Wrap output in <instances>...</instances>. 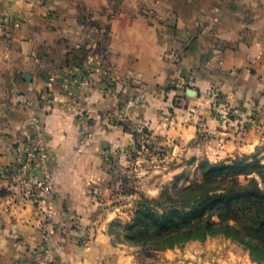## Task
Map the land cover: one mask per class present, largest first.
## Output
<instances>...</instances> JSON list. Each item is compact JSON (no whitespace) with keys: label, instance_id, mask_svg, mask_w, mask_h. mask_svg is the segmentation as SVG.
<instances>
[{"label":"crops","instance_id":"1","mask_svg":"<svg viewBox=\"0 0 264 264\" xmlns=\"http://www.w3.org/2000/svg\"><path fill=\"white\" fill-rule=\"evenodd\" d=\"M140 122L213 160L253 152L264 0H0V264L76 263L75 220L89 228L114 210L111 173ZM33 141L47 149L35 174L55 178L49 217L26 187L7 188Z\"/></svg>","mask_w":264,"mask_h":264},{"label":"rangeland","instance_id":"2","mask_svg":"<svg viewBox=\"0 0 264 264\" xmlns=\"http://www.w3.org/2000/svg\"><path fill=\"white\" fill-rule=\"evenodd\" d=\"M135 134L134 144L125 150L126 158L111 173L114 197L110 206L114 210L107 216L94 218L89 228H80L78 219L75 220L77 225L73 228L78 233L71 255L76 259L75 264H264V257L224 233L155 249L150 244L129 239L126 229L146 198L160 197L166 201L170 195L179 194L183 187L200 180L201 160L217 163L245 159L264 164V141L253 152L213 160L206 153H193L187 144L177 140L159 142L153 139L148 128L135 130ZM241 180L245 181V177L241 176ZM164 205L160 206L164 208ZM46 249L38 251L36 259L50 255L52 250ZM61 260L69 264L68 257Z\"/></svg>","mask_w":264,"mask_h":264},{"label":"trees","instance_id":"3","mask_svg":"<svg viewBox=\"0 0 264 264\" xmlns=\"http://www.w3.org/2000/svg\"><path fill=\"white\" fill-rule=\"evenodd\" d=\"M198 167L202 178L169 200L146 198L126 225L127 237L164 249L224 233L264 257V164L204 159Z\"/></svg>","mask_w":264,"mask_h":264},{"label":"built area","instance_id":"4","mask_svg":"<svg viewBox=\"0 0 264 264\" xmlns=\"http://www.w3.org/2000/svg\"><path fill=\"white\" fill-rule=\"evenodd\" d=\"M89 60L94 61L95 56L91 55ZM86 77L87 72L82 73L81 80L87 81ZM142 102L143 99L140 97L129 98L122 107L110 113L109 118H112L114 115L124 116L127 112V109L137 106ZM33 121L36 125H38L39 116H33ZM146 128L147 126L144 122L136 124L137 130H143ZM22 148L23 147L19 148L18 146L14 147V149L18 151ZM46 160V147L39 142H30L26 149V159L22 165L23 171L13 168H6L5 175L12 178L11 183L7 186L12 196H15L19 193L20 190H22L23 187H26L28 195L30 197H33L34 202L37 203L38 207H40V209L46 213L47 217H49L53 212L52 196L54 192L55 178L49 171L45 172L41 176H37L35 174L36 171L46 165ZM32 171L34 172V174H31Z\"/></svg>","mask_w":264,"mask_h":264}]
</instances>
